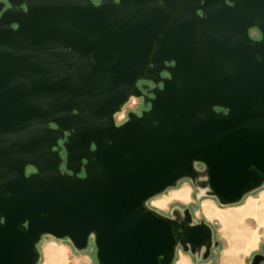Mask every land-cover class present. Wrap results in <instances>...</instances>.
Instances as JSON below:
<instances>
[{
  "label": "water",
  "instance_id": "1",
  "mask_svg": "<svg viewBox=\"0 0 264 264\" xmlns=\"http://www.w3.org/2000/svg\"><path fill=\"white\" fill-rule=\"evenodd\" d=\"M7 1L0 264H37L43 235L98 264L207 259L210 224L148 201L201 173L220 205L264 183V0ZM131 97L148 107L117 124Z\"/></svg>",
  "mask_w": 264,
  "mask_h": 264
},
{
  "label": "rangeland",
  "instance_id": "2",
  "mask_svg": "<svg viewBox=\"0 0 264 264\" xmlns=\"http://www.w3.org/2000/svg\"><path fill=\"white\" fill-rule=\"evenodd\" d=\"M147 107L143 101L138 102L135 97H131L116 114V123L125 120L127 113L139 112ZM197 168L202 170L203 167L197 164ZM202 180L203 173L195 181L182 179L176 187L148 201L149 207L176 219H182L183 211L188 208L192 223L204 220L212 227L216 246L211 248L207 259L201 257L203 250L193 256L181 248L177 250L178 257L185 256L192 264H253L251 254L264 250V183L245 194L239 202L220 205L209 194ZM37 250V264H98L92 240L85 249L78 250L67 238L56 239L43 235Z\"/></svg>",
  "mask_w": 264,
  "mask_h": 264
},
{
  "label": "flooded vegetation",
  "instance_id": "3",
  "mask_svg": "<svg viewBox=\"0 0 264 264\" xmlns=\"http://www.w3.org/2000/svg\"><path fill=\"white\" fill-rule=\"evenodd\" d=\"M1 2L3 3V10L9 7V3H8L7 0H1ZM98 2H99V0H97L96 3H98ZM249 34H250V36H251L252 38H254V39L259 38V34H258L257 30L254 29V28L249 29ZM170 64H172V63H167V65H170ZM161 76L164 77V78H167V77H169V73H168L167 71L164 70V71L161 73ZM140 81H141V82H140L139 84L142 85V86H144V90L142 89L143 92H146L147 88L154 87V84H153L151 81H147V80H140ZM159 86H161V83L159 84ZM136 99H137L138 102H140V101L142 102V101H143L141 97L136 98ZM123 121H124V120H123ZM60 143H61V142H60ZM62 155L64 156V153H62ZM33 171H34L33 168L28 167V173H29V172H33ZM255 253H256V254H261V255H262V254H264V250H261V251H259V252H255ZM255 253H254V254H255ZM257 264H264V260L259 261Z\"/></svg>",
  "mask_w": 264,
  "mask_h": 264
},
{
  "label": "crops",
  "instance_id": "4",
  "mask_svg": "<svg viewBox=\"0 0 264 264\" xmlns=\"http://www.w3.org/2000/svg\"><path fill=\"white\" fill-rule=\"evenodd\" d=\"M254 253H252L251 255H253ZM173 264H192V262L189 259H187L185 256L182 258H179L178 255L176 254V258Z\"/></svg>",
  "mask_w": 264,
  "mask_h": 264
}]
</instances>
